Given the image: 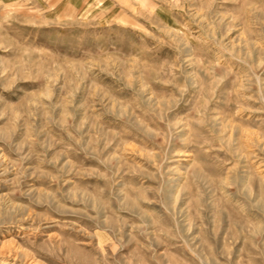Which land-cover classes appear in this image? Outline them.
Wrapping results in <instances>:
<instances>
[{
    "label": "rangeland",
    "instance_id": "rangeland-1",
    "mask_svg": "<svg viewBox=\"0 0 264 264\" xmlns=\"http://www.w3.org/2000/svg\"><path fill=\"white\" fill-rule=\"evenodd\" d=\"M0 264H264V0H0Z\"/></svg>",
    "mask_w": 264,
    "mask_h": 264
}]
</instances>
